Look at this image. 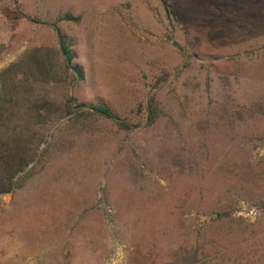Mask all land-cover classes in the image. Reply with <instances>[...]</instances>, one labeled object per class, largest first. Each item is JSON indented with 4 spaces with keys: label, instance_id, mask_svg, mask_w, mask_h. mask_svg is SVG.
<instances>
[{
    "label": "rangeland",
    "instance_id": "374dc122",
    "mask_svg": "<svg viewBox=\"0 0 264 264\" xmlns=\"http://www.w3.org/2000/svg\"><path fill=\"white\" fill-rule=\"evenodd\" d=\"M199 244L264 264V0H0V264H172Z\"/></svg>",
    "mask_w": 264,
    "mask_h": 264
},
{
    "label": "trees",
    "instance_id": "16d2710c",
    "mask_svg": "<svg viewBox=\"0 0 264 264\" xmlns=\"http://www.w3.org/2000/svg\"><path fill=\"white\" fill-rule=\"evenodd\" d=\"M60 19H75L71 13H66ZM56 26V24H53ZM57 34V40L59 43V48L61 53L64 56L66 64L75 70L79 75L82 73L81 66L79 63L75 62L74 59L76 54L73 49V41L65 33L55 27ZM76 102L75 107L77 108L76 114L80 116L88 115H98L104 116L109 119L116 120L121 123L123 126L128 127L127 124L121 122L119 115L107 104L104 103H95V102H79L77 98H73ZM162 114V109L160 107V102L155 96H151L148 101L147 106V122L149 125H153L158 121ZM20 185V184H19ZM211 256V251L206 247V245L199 244L195 247H181L174 252L172 264H209L208 258Z\"/></svg>",
    "mask_w": 264,
    "mask_h": 264
}]
</instances>
